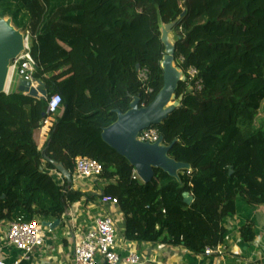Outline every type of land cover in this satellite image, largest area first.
Wrapping results in <instances>:
<instances>
[{"label": "trees", "instance_id": "16d2710c", "mask_svg": "<svg viewBox=\"0 0 264 264\" xmlns=\"http://www.w3.org/2000/svg\"><path fill=\"white\" fill-rule=\"evenodd\" d=\"M0 15L31 34L35 79L48 99L59 94L63 102L39 149L35 134L48 101L0 94V224L62 220L83 198L108 196L119 202L128 241L201 255L224 243L222 222L238 198L264 205V125L256 126L264 102V0H0ZM170 24L176 61L198 78L180 83V107L151 128L190 170L179 180L155 170L145 185L102 133L134 98L149 106L162 90V30ZM78 157L102 164L101 196L75 191L66 179L59 185L49 173L57 163L74 174ZM241 235L248 243L256 237L251 225Z\"/></svg>", "mask_w": 264, "mask_h": 264}, {"label": "built area", "instance_id": "2783aa9c", "mask_svg": "<svg viewBox=\"0 0 264 264\" xmlns=\"http://www.w3.org/2000/svg\"><path fill=\"white\" fill-rule=\"evenodd\" d=\"M24 36V51L23 53L10 65V72L8 77V84L5 94L9 95L13 92L12 87L17 77L16 91H19V86L22 81L29 83L31 88L39 89L40 84L35 79V74L38 69V63L33 57L32 38L29 32H22ZM183 63V59L176 61V66L180 67ZM183 73L182 82H193L198 78V71L195 68H190L187 72V76ZM142 81L148 80V74L146 71L140 74ZM196 87L201 90V81L196 82ZM189 91H193L192 87H189ZM148 93H153V90L148 89ZM28 96V93H23ZM48 101L47 118L43 122V127L40 130L42 140L39 149H42L43 145L49 137L51 128L53 127L55 116L62 109V97L59 94L52 95ZM145 107V105H143ZM161 134L158 129L150 128L140 132L137 139L139 142L156 144L161 140ZM57 175L62 176L60 173L55 171ZM103 174V166L98 161L87 158L78 157L75 162V170L73 174V182L75 181H89L97 182ZM62 178H64L62 176ZM134 180H141L136 170L133 172ZM64 183V182H63ZM96 207V208H95ZM110 207H120L117 199H112L108 196H104L99 199L95 206L85 207V211L81 212V215L87 213L86 219L89 221V227L83 234L79 233V236L74 238V261L73 264H139V256L131 252L127 258L122 259L117 253V241L118 231L114 217L108 213ZM83 209V208H80ZM69 214L66 213L64 219L68 222L69 226L75 231L82 230L83 227L80 225L75 228L79 217L78 203L73 204L69 208ZM93 210H97L98 213H93ZM74 224V226H73ZM7 243L10 247H13L21 254V260L15 261L10 264H21L22 260H27L30 256L38 249L45 247V228L40 220L26 221L24 217H18L12 222H9L7 231ZM206 255L213 254V248H206ZM0 264H9L3 258L0 257Z\"/></svg>", "mask_w": 264, "mask_h": 264}, {"label": "crops", "instance_id": "0c3cea01", "mask_svg": "<svg viewBox=\"0 0 264 264\" xmlns=\"http://www.w3.org/2000/svg\"><path fill=\"white\" fill-rule=\"evenodd\" d=\"M35 140L40 145L42 135L40 130L35 134ZM39 147V146H38ZM55 180L63 185L64 178L57 175L55 171L49 172ZM57 178L59 179H56ZM76 181L73 182V189L82 193L101 196L102 182ZM99 201V200H98ZM80 213L75 228L80 225L83 229L75 231L69 226L66 219L60 220L61 223L54 230L45 228V247L36 250L29 259L22 260L21 264H73L74 261V238L86 232L89 227L87 213L81 215L87 206H95L97 201H88L83 198L77 202ZM83 208V209H80ZM96 208V207H95ZM108 213L111 214L117 225L118 241L117 253L124 259L131 252L136 253L140 258L139 264H264V205L252 206L247 203L245 198H238L236 212L227 216L222 226L225 229V241L222 245L213 248V254L196 255L183 247H172L160 243L132 242L124 237L126 220L120 207H110ZM68 210L67 214H69ZM93 213H98L93 210ZM57 220H53L54 223ZM246 225H251L255 232V240L251 243L245 242L241 231ZM9 222L0 224V257L7 263H14L21 260V254L10 247L7 243V231ZM74 226V224H73Z\"/></svg>", "mask_w": 264, "mask_h": 264}, {"label": "water", "instance_id": "95a60500", "mask_svg": "<svg viewBox=\"0 0 264 264\" xmlns=\"http://www.w3.org/2000/svg\"><path fill=\"white\" fill-rule=\"evenodd\" d=\"M175 28L174 24L167 25L162 30V42L166 48L162 68L164 71V86L149 106H140V98H134L130 109L123 113L118 110L117 121L105 128L102 133L103 141L122 157L128 160L134 167L145 185L155 179V170L163 171L171 177L179 180L182 171L190 170V165L179 163L170 157L173 145H166L163 137L156 144L139 142L137 137L140 132L153 126L163 124L171 114L180 107L181 98H177V91L183 81L182 71L176 66V46L169 39V34ZM24 36L22 30L16 29L12 20L2 18L0 15V94L6 92L11 62L16 60L24 51ZM140 66H137V70ZM40 88H31L29 83L22 81L19 86L21 93L28 96L46 100L48 92L45 84L39 82ZM47 113L45 114V116ZM56 171L60 173L68 183H73V174L63 164L54 163ZM185 202L190 205L193 197L184 194ZM61 221L54 223L43 222L44 228L54 230Z\"/></svg>", "mask_w": 264, "mask_h": 264}, {"label": "rangeland", "instance_id": "374dc122", "mask_svg": "<svg viewBox=\"0 0 264 264\" xmlns=\"http://www.w3.org/2000/svg\"><path fill=\"white\" fill-rule=\"evenodd\" d=\"M23 32V31H22ZM169 39H170V42L175 46V35L174 33H170L169 34ZM177 65V64H176ZM183 77V76H182ZM17 77L15 78V82L13 83V87H12V90H13V93L16 92L15 88H16V82H17ZM264 125V102L262 103V107H261V110L258 114V117H257V121H256V126L259 128V127H262ZM59 177V176H58ZM56 179H59L57 178L56 176ZM61 181V180H60ZM60 181L56 180V182L58 184H60ZM85 182V181H83ZM74 184H76V182L74 181Z\"/></svg>", "mask_w": 264, "mask_h": 264}]
</instances>
